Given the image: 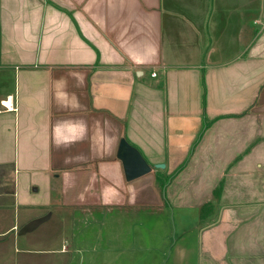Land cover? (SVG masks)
<instances>
[{
  "label": "crops",
  "instance_id": "1",
  "mask_svg": "<svg viewBox=\"0 0 264 264\" xmlns=\"http://www.w3.org/2000/svg\"><path fill=\"white\" fill-rule=\"evenodd\" d=\"M120 137L150 172L124 179ZM167 205L174 264H264V0H0V264L44 223L70 253L66 218Z\"/></svg>",
  "mask_w": 264,
  "mask_h": 264
},
{
  "label": "rangeland",
  "instance_id": "2",
  "mask_svg": "<svg viewBox=\"0 0 264 264\" xmlns=\"http://www.w3.org/2000/svg\"><path fill=\"white\" fill-rule=\"evenodd\" d=\"M156 185L160 187L158 181ZM33 196L35 198L33 201L38 203L45 201L41 191ZM40 208L41 210L38 207L33 208V213L46 215L45 208ZM162 210L114 208L103 214L106 216L105 222L100 218L93 217L90 218L92 223L82 220L74 224L69 222L70 218H66L64 219L66 231L64 239L70 247V253L44 250L46 248L57 249L61 244V238H57L56 233L51 232L52 228L56 229L55 225L49 222L50 224L46 223L48 225L46 227L44 223L40 228L33 229L30 236L20 235L14 241L11 239L6 246L8 254L1 255V258L4 259L6 256L10 264L12 261L13 264H135L134 258H137L138 264H156V261H159L160 264H174L172 259L175 246L172 243L174 235L178 239L179 226L176 217L179 215L180 209L167 205ZM140 220L145 224V227L151 223L150 229L142 234L139 232L140 226L135 224ZM18 222L20 229L22 226H27V224L20 223L19 219ZM42 227L43 230L46 227L47 237L40 233ZM103 234H107V238L110 237L106 241L108 246L105 243L102 244ZM99 237L101 238L98 239ZM192 240L194 241L193 236ZM152 243L154 245L150 246ZM93 245L97 248L92 251L89 248ZM0 247L3 246L0 244ZM122 247H124V254H120ZM22 248L25 250H20ZM152 248L158 250H151ZM107 253L108 256H105ZM104 259L108 260L107 263L103 262ZM191 261L189 262L191 263Z\"/></svg>",
  "mask_w": 264,
  "mask_h": 264
},
{
  "label": "water",
  "instance_id": "3",
  "mask_svg": "<svg viewBox=\"0 0 264 264\" xmlns=\"http://www.w3.org/2000/svg\"><path fill=\"white\" fill-rule=\"evenodd\" d=\"M116 158L121 162L124 179L129 181L150 172L152 166L140 150L125 137H120L116 148ZM154 167H164V163H154Z\"/></svg>",
  "mask_w": 264,
  "mask_h": 264
},
{
  "label": "trees",
  "instance_id": "4",
  "mask_svg": "<svg viewBox=\"0 0 264 264\" xmlns=\"http://www.w3.org/2000/svg\"><path fill=\"white\" fill-rule=\"evenodd\" d=\"M210 122H211V120H208V121L204 122L202 130H203L205 127H207V125H209ZM173 172H174V171H173ZM173 172H172V173H173ZM158 183H159V185H160V189L162 190V186H163V183H164V182L162 181L161 177H159V179H158Z\"/></svg>",
  "mask_w": 264,
  "mask_h": 264
},
{
  "label": "built area",
  "instance_id": "5",
  "mask_svg": "<svg viewBox=\"0 0 264 264\" xmlns=\"http://www.w3.org/2000/svg\"><path fill=\"white\" fill-rule=\"evenodd\" d=\"M152 74L154 75L155 73L153 72Z\"/></svg>",
  "mask_w": 264,
  "mask_h": 264
}]
</instances>
